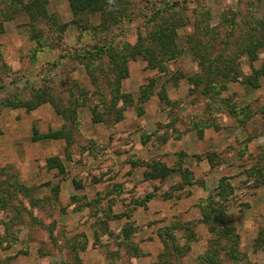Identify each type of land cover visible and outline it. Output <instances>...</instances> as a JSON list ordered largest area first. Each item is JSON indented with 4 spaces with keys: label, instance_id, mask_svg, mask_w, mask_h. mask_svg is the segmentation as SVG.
Here are the masks:
<instances>
[{
    "label": "rangeland",
    "instance_id": "1",
    "mask_svg": "<svg viewBox=\"0 0 264 264\" xmlns=\"http://www.w3.org/2000/svg\"><path fill=\"white\" fill-rule=\"evenodd\" d=\"M170 3L176 7L170 16L154 24L156 10L162 15ZM128 9L129 23L85 35L87 49L110 45L98 51L101 64L90 76L68 59L62 66L52 65L59 54L72 53L78 38L68 2L49 1L50 12L69 24L62 44L55 47L40 34L47 42L38 47L28 19L9 14L0 0V77L8 83L0 88V101L28 100L40 88V93L50 92L61 110L75 111L58 116L49 102L38 107L37 115V108L0 111V129H11L12 117L19 122L26 115L38 135L62 133L60 138L20 142L22 149L0 162V264H264V75L257 89L240 79L220 96L248 109L249 118L241 125L230 113L231 105L191 92L188 78L200 69L186 44L198 16L202 25L210 18L214 27L222 17L232 19L235 9L238 19L249 12L259 19L264 0H132ZM185 19L177 30L180 55L164 62L163 71L147 69L140 57L128 62L120 88L131 104L114 122L123 102L112 108L105 82L113 84L107 72L112 47L120 54L138 36L148 45L161 20L167 25ZM90 20L99 23L98 17ZM240 27L238 33L245 32L246 26ZM233 48L228 44L226 51ZM239 61L248 77L264 63V50L254 62L246 57ZM162 89L169 103L159 98ZM212 154L214 167L206 158ZM147 162L170 169L180 165L195 183L184 185L177 172L149 179L142 166ZM216 168L222 169L221 177H229L230 186V194L219 199L217 185L205 190ZM210 195L213 207L222 209L229 233H210L201 222L199 201ZM216 229L223 230L221 225Z\"/></svg>",
    "mask_w": 264,
    "mask_h": 264
},
{
    "label": "trees",
    "instance_id": "2",
    "mask_svg": "<svg viewBox=\"0 0 264 264\" xmlns=\"http://www.w3.org/2000/svg\"><path fill=\"white\" fill-rule=\"evenodd\" d=\"M49 1L50 0H5L9 14H23L28 19V24L31 27L30 32L32 34V39L36 41L38 47H43V43L47 42L44 41L45 39L41 40V38H39L40 34L45 35V38H48V42H51L55 47L61 45L63 33L69 25L67 23L63 24L55 13L50 12ZM65 1L68 2L71 11V25L78 30L79 34L75 45L73 46L72 53H66L65 55L62 53L59 54L57 60L55 63H52V65L53 67H55V64L62 66V60L66 61L68 59L71 63H79L89 72L88 74H90V76H94L90 72L95 71V69L98 68V64H101L98 59V51L101 48L110 49V45L108 44L102 47L92 46L87 49L83 46L84 37L89 33L97 35L101 32L110 31V29L117 24L119 25L125 22L129 23L132 17L129 16L130 12L128 13V8L131 5L132 0ZM167 8L169 10L162 13V15H160L159 9L156 10L153 14L155 17L152 19L154 24H159V18L163 15L170 16L169 14L173 11L172 9H175L176 7L175 5L172 6L170 3ZM238 13L239 11L235 9L232 19L227 22V19L222 17L221 23H217L215 27L211 25L210 18H205V22L203 21L204 23L202 25L199 21L202 17L198 16L199 18L194 22L195 33L188 37L186 44L191 52L193 60L197 63V66L200 69L199 75L188 78L191 85V92H198L199 95L207 96L210 100L221 101V103L227 105L226 108L232 106L231 109H229L230 113L235 115V117L238 118V123L243 125L245 123L244 121L249 118L248 109L246 107L237 108L236 106H233V103H230L228 100L223 99L220 96L227 90L229 83L238 82L240 79H243V84L250 89H257L259 87L258 81L260 77L264 75V63L260 69L253 70L252 74L246 77L242 74L239 60L241 57H246L250 62H254L258 57L259 51L264 50V17L255 19L254 15L249 12L245 15L246 18L238 19L237 15H235ZM2 14H5V10ZM94 17L99 18V23L96 26H94L90 20V18L92 19ZM166 23L167 21H160V26H156L152 35L149 36L150 39L148 45L141 43L140 36H138L137 42L134 45L124 44L120 54L115 53V50H113L112 47V51L108 56L110 62L107 72H109V76L112 75L113 84L111 85L108 80L105 82L108 86L110 85L109 92L110 94L112 93L110 104L112 108H115L120 101L123 102L122 107L119 109L116 108L114 122L121 120L122 111L126 105L131 104L129 96L121 93L120 88L121 80L128 75L126 67L128 62L140 57L146 62L147 69L163 71L164 62L173 60L180 55V50L176 43L177 30L184 27L187 20L185 19V22H176V24L170 22L166 25ZM222 24L227 26L226 31L223 33L219 30V27H222ZM241 25L246 26V33H238L241 29ZM102 40V44L105 45V39ZM228 44H232V47H234L232 50L233 52L226 51ZM62 48L65 49V47ZM6 69L10 68L6 67ZM2 74L3 73H0V76ZM104 74H106V72ZM50 75L49 70L45 76ZM92 79L93 78H91L90 81H92ZM0 81V88L1 86H7L8 83L3 81L1 77ZM91 84L95 85V82H91ZM39 90L40 88L34 89L28 100L14 98L0 101V111L2 108L10 107L13 109H24L27 112H30L38 108L40 105L49 102L52 104V107L58 116L66 117V114H69V116H71V114L74 115L75 111L69 110V113H67L64 109L61 110L60 107L55 105L50 92L47 93L42 91V93H40ZM150 94L151 92L145 94V96ZM158 96L160 99L165 100L166 102L168 101L163 89L158 93ZM80 101L81 99L75 100L78 105L82 106V102ZM196 127H198L197 124ZM61 134V132H54L47 135H38L35 129H33L32 141L40 140V138H60ZM213 157L214 154L210 157L206 155L211 167L216 165L213 162ZM142 166L147 169L146 177L149 179L156 176V178L158 177L160 180H163L169 176V174L177 172L182 178L184 185L192 186L195 183L193 174L186 169L181 168L180 165L175 169H170L164 165L149 162L143 163ZM228 181L229 177L226 176L221 177L218 180L217 187L215 188V191H217L215 196H217L218 199L219 197H226L230 194ZM152 195L153 194H149L146 196V199L143 200V205L152 197ZM214 204H216V202L211 195L206 199H201L199 201V207L202 209L201 222L208 225V231L210 233L215 230L221 235L229 233L230 230L223 226L224 218L221 217L223 215L222 209L219 207L214 208ZM219 225L222 226L223 230L216 229Z\"/></svg>",
    "mask_w": 264,
    "mask_h": 264
},
{
    "label": "crops",
    "instance_id": "3",
    "mask_svg": "<svg viewBox=\"0 0 264 264\" xmlns=\"http://www.w3.org/2000/svg\"><path fill=\"white\" fill-rule=\"evenodd\" d=\"M44 110L46 111L47 109L44 107ZM34 112H36V115L39 113L41 114L39 108H37ZM25 116L26 115L21 116V120H19V122L16 121V116L12 117V119L15 120L14 124L13 122L8 123V126H10L11 129H7V128L0 129L1 131L0 132V162L1 163L5 159L7 160L9 156L15 155L18 152V148L19 150L22 149V147L19 146L20 142L24 143L25 141L27 142L29 139L32 140L33 129L30 125L31 123H29L28 121L30 117L27 118ZM21 129L25 131L24 134H22L23 132H21ZM221 171L222 169L220 168H216L211 171L210 182L213 183L212 184L208 183L206 179V183H205L206 191H209V188H211L212 186L214 187L217 185L219 178L222 176ZM214 176H216L217 179L216 178L212 179ZM199 189L200 188H198V190L196 191H199ZM196 193L199 194L201 192L199 191ZM166 201L167 200H164V202Z\"/></svg>",
    "mask_w": 264,
    "mask_h": 264
}]
</instances>
